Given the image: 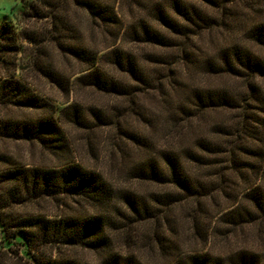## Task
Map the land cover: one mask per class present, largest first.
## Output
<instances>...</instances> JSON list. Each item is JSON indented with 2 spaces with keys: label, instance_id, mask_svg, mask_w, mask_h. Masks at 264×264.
<instances>
[{
  "label": "trees",
  "instance_id": "1",
  "mask_svg": "<svg viewBox=\"0 0 264 264\" xmlns=\"http://www.w3.org/2000/svg\"><path fill=\"white\" fill-rule=\"evenodd\" d=\"M16 1L0 141L31 160L0 151V264H264V0Z\"/></svg>",
  "mask_w": 264,
  "mask_h": 264
},
{
  "label": "rangeland",
  "instance_id": "2",
  "mask_svg": "<svg viewBox=\"0 0 264 264\" xmlns=\"http://www.w3.org/2000/svg\"><path fill=\"white\" fill-rule=\"evenodd\" d=\"M127 1H126V5H127ZM126 5H125L124 10L125 12H128ZM21 10H23V6L21 5L19 1L0 0V27L4 23H10L11 19H13L14 17V14H16L18 11H21ZM0 41H2L3 43L2 45L7 46V42H5L4 40H0ZM2 48L3 47H1V44H0V76L8 72L9 70H11V61H16L17 65H19L20 69L18 70L19 71L18 73L22 72L24 75L29 74V70L28 68H26L27 59L25 58V56L28 54L27 51L16 56V55L11 54V52H8V53L3 52ZM49 51H50L49 53H50L51 61H53L55 66L62 68V69L66 68L68 69L67 71H72V69L69 66L72 64L67 63L66 59L59 58L55 54V52L52 51V49L49 48ZM18 61L20 62V64H18ZM7 67H8V70H7ZM34 84H36L40 94L50 99L51 102L58 109H61L62 107H64L62 106V103L64 102V97L53 86H51L46 81L38 77L34 78ZM75 100H77L78 103H81L85 106H101L106 110H109L114 106H117L118 108L124 106V101L120 99H117L115 101V100H112L110 97H102L90 91H83L81 93H78L76 96H72L70 98V103H72ZM144 102L146 105L152 104V101L149 99H144ZM5 113L7 116L11 115V111H7V112L0 111V116L5 115ZM14 114L19 115V113H14ZM67 127H68V132H70V136H72V139L74 140V143L76 145L75 146L76 157L81 158L84 161V163L90 164L92 167L97 165L98 169L108 173L109 170H111L108 165V161H109L108 160V149H106L107 148L105 146L106 144L102 141V139H98L101 142L100 146L98 147L101 149L100 152L93 153L94 156L95 155L98 156V160L96 161L95 159L97 156L96 157L89 156L86 150L85 133L74 127H71V126H67ZM0 151L5 152L10 155L12 153L16 157L20 156L22 159L25 158L26 161L31 160L30 152L28 151V148L24 146L23 144L11 143L10 141H0ZM53 211H54V208H53ZM253 228L255 227H252V229H250L249 231V234H251V236H253L255 232Z\"/></svg>",
  "mask_w": 264,
  "mask_h": 264
}]
</instances>
